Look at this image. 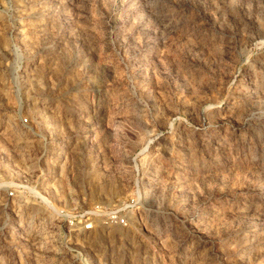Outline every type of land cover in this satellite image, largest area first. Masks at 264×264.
Wrapping results in <instances>:
<instances>
[{
    "label": "rangeland",
    "instance_id": "1",
    "mask_svg": "<svg viewBox=\"0 0 264 264\" xmlns=\"http://www.w3.org/2000/svg\"><path fill=\"white\" fill-rule=\"evenodd\" d=\"M0 264H264V0H0Z\"/></svg>",
    "mask_w": 264,
    "mask_h": 264
},
{
    "label": "built area",
    "instance_id": "2",
    "mask_svg": "<svg viewBox=\"0 0 264 264\" xmlns=\"http://www.w3.org/2000/svg\"><path fill=\"white\" fill-rule=\"evenodd\" d=\"M9 195L14 196V193L10 192ZM59 217L66 225L64 236L69 239L73 235L89 237L100 229L127 231L131 224L129 215L120 209H95L74 213L61 212Z\"/></svg>",
    "mask_w": 264,
    "mask_h": 264
}]
</instances>
